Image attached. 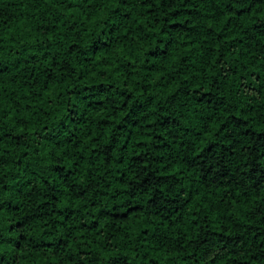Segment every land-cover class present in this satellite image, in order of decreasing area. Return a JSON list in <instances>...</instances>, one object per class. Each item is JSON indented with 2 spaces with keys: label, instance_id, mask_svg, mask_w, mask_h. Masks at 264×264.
Returning a JSON list of instances; mask_svg holds the SVG:
<instances>
[{
  "label": "trees",
  "instance_id": "obj_1",
  "mask_svg": "<svg viewBox=\"0 0 264 264\" xmlns=\"http://www.w3.org/2000/svg\"><path fill=\"white\" fill-rule=\"evenodd\" d=\"M0 264H264V0H0Z\"/></svg>",
  "mask_w": 264,
  "mask_h": 264
}]
</instances>
